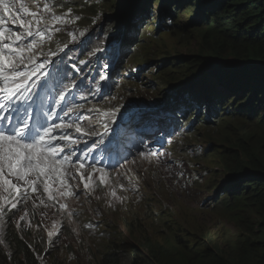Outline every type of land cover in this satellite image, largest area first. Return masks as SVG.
<instances>
[{
    "label": "rangeland",
    "instance_id": "rangeland-1",
    "mask_svg": "<svg viewBox=\"0 0 264 264\" xmlns=\"http://www.w3.org/2000/svg\"><path fill=\"white\" fill-rule=\"evenodd\" d=\"M120 1L129 4V0H65L63 7L57 10L63 12L73 7V14L80 17L75 24L87 30L88 38L95 37L103 48L111 51L118 41H126L128 33H136L137 24L143 20L144 25L138 30V35L133 36L135 42L131 47L134 51L123 54L132 55L131 65L142 70L138 82L121 91L122 105L130 98L148 102L162 99L175 82L191 80L193 71L198 79L184 92L194 90V94H202L200 87H196L204 65L200 62L194 69L191 59L205 54L213 57L217 51L227 56L231 43L224 42L211 30L209 17L192 24L191 19L198 11L196 2L192 0L180 9L171 3L169 13L163 14L164 0L161 3L159 0H135L127 8L131 21L124 27L127 5L119 14ZM170 13L172 18H168ZM75 24L71 31H80ZM115 28L118 30L114 31ZM112 32L117 37L115 41L102 35L108 37ZM68 39L66 33L57 34L52 46ZM184 92L173 97L168 106L173 107V101L177 100V106L189 107V117H198L193 103L181 97ZM201 100L197 104L203 110L196 131L184 142L186 149L183 144H178L175 154L170 153L167 160L175 161L171 167L169 162L157 167L153 161H139L123 169L122 172L131 169L126 176L111 175L110 185L96 188L93 199L84 206L79 201L70 204L99 225V235L83 230L79 221L81 212H77L76 219L69 220L51 208L40 206L32 209L31 225L20 228L16 236L34 259L39 264H114L119 258L129 264L133 251L140 253L145 246L148 253L144 258L148 262H152L155 256L156 264H202L207 255L218 256L225 261L240 252L239 242L252 233L249 229L255 230L259 219L241 199H228L216 186L223 185L229 157L236 153L240 157L244 154L236 149L239 145L246 147L249 153L258 152L251 147L253 144L257 146L264 137V119L261 115L249 118L233 113L245 101H229L227 98L226 103L217 106L216 113L211 115L208 99L203 96ZM157 145L149 146L154 151L153 147ZM231 149L237 151L231 153ZM169 152L173 149L164 151L166 154ZM180 173L183 175L179 180ZM128 177H131V183ZM193 179L196 185L190 186ZM184 180L188 181L187 188L180 186ZM121 184L123 189L119 187ZM112 188L118 197L124 198L122 201L109 194ZM86 199L83 195L81 200ZM53 220L60 222V234L52 238L53 244H49L48 232ZM37 225L42 226L37 228ZM15 229L19 231L16 225ZM0 240L4 241V247L6 240L1 231ZM0 249L3 256L0 264H6L11 253L2 248V244ZM18 261L23 264L22 257Z\"/></svg>",
    "mask_w": 264,
    "mask_h": 264
},
{
    "label": "snow or ice",
    "instance_id": "snow-or-ice-1",
    "mask_svg": "<svg viewBox=\"0 0 264 264\" xmlns=\"http://www.w3.org/2000/svg\"><path fill=\"white\" fill-rule=\"evenodd\" d=\"M64 3L0 0V226L9 222L17 228L30 226L31 210L40 206L71 220L78 213L69 200H79L81 195L90 200L97 187L111 183V174L97 166L93 154L99 151L102 158L111 153L122 136H139L138 129L152 126L159 116L125 105H89V96L101 93L100 82L110 79L112 65H103L92 82L86 83L88 77L81 75L79 65L89 60L69 57L68 52L73 44L87 45V30L71 31L80 17L71 7L58 12ZM60 33L69 39L53 47ZM103 52L105 48L97 46L88 57ZM106 95L109 102L117 99ZM138 143L145 149L138 151L141 159L159 162L161 154L144 144L143 137ZM174 163L169 162V167ZM130 171L117 175L126 176ZM128 179L131 183V177ZM109 194L124 199L115 188ZM59 228L60 222L53 220L49 244L59 236Z\"/></svg>",
    "mask_w": 264,
    "mask_h": 264
},
{
    "label": "trees",
    "instance_id": "trees-1",
    "mask_svg": "<svg viewBox=\"0 0 264 264\" xmlns=\"http://www.w3.org/2000/svg\"><path fill=\"white\" fill-rule=\"evenodd\" d=\"M160 3L162 0H159ZM192 0H164V13L168 12L171 3L178 9ZM197 15L192 24L201 22L209 17L211 30L224 39V42L231 43L230 54L225 56L222 52H215L213 57L209 54L198 55L191 59L193 68H197L201 62L204 67L200 74V82L196 87L202 90V94H194L189 90L185 96L189 102H202L205 96L207 103L211 105L210 112L215 114L216 107L226 103V99L232 101L238 99L245 101L241 104L235 114L246 115L253 118L261 115L264 119V0H194ZM142 3V2H141ZM163 10V7L162 9ZM169 13V12H168ZM172 18V14L169 15ZM131 21L129 12L125 14L124 27ZM158 22V20H155ZM143 23V20L141 19ZM162 22V21H161ZM118 29L115 28L114 31ZM113 31V32H114ZM228 57V58H225ZM232 58V60H228ZM232 62L233 64H226ZM238 63V64H236ZM192 69V70H194ZM195 71L192 76L195 77ZM192 78V82L195 81ZM208 81V84H207ZM222 101H221V100ZM251 148L258 150L251 151L243 145L237 150L244 154L229 157L230 162L225 168V179L223 185L216 186L219 191L228 199H241L244 204L255 213L259 222L255 230L249 229L252 233L239 242L240 252L232 258L215 257L207 255L205 263L202 264H264V137L257 145ZM231 149L234 153L237 150ZM5 248L10 251L11 257L6 264H20L18 259L22 257L23 264H39L34 257L26 250L18 240L14 227H9ZM142 251H133V257L129 264H156L154 256L152 262L144 258L148 250L143 246ZM0 249V259H2ZM4 259V258H3ZM114 264H125L119 258Z\"/></svg>",
    "mask_w": 264,
    "mask_h": 264
},
{
    "label": "clouds",
    "instance_id": "clouds-1",
    "mask_svg": "<svg viewBox=\"0 0 264 264\" xmlns=\"http://www.w3.org/2000/svg\"><path fill=\"white\" fill-rule=\"evenodd\" d=\"M134 1L135 0H129V4H131ZM129 4L126 7L125 14L127 12V8L129 6ZM86 6H83V7H86ZM189 7H194V6H189ZM72 11H73V9H72ZM168 18H170V17H168ZM168 20L169 19H167L166 21H168ZM75 25H78V27L81 30L85 29L80 24H75ZM143 25H144V23H142L140 20L136 26V33H131V32L128 33V38H126L125 42L120 40L116 43V46L112 47L113 50L119 49L121 51V52H117L116 54H114V52H112L111 50L105 49V52L97 53L96 56H92L89 59L88 52L90 50L96 48L97 46L102 47L100 42H98V40L95 37L88 38V43H91V44H87L86 46H81L78 44H73L70 46L71 50L68 52L69 57L70 56L74 57L77 60H80V59L89 60L88 64L79 65V67L82 69L81 75L88 77V79L86 81V83H88V84H90L92 82L93 77H96L102 71V66L105 64H108V63H106V60L107 61L112 60L109 63L112 65V67L110 69H108V72L110 74V79L107 82H100L102 85L101 93L95 95L94 97L89 96V100H88L89 105L97 104L98 106L103 107V108H110V107H113L116 105H122L121 91L124 88H126V86L138 82L140 75H141L142 68L131 65L132 55L124 56L123 54H127L128 52L130 54H132L131 52L134 51V47H131V44H133L135 42V39L133 36L138 35V30H139L138 28L141 29V27ZM102 35L104 36L105 39H108L109 37L113 41H115L117 39V37L113 36V32L110 33L108 35V37L104 34H102ZM60 41H62V40H60ZM62 44L63 43L60 42L61 46H62ZM111 55L115 59L109 58V56H111ZM71 62L72 61L70 60L69 63H71ZM226 64L232 65L233 63L227 62ZM236 64H238V63H236ZM91 65H93L95 67L94 70H91L89 68ZM192 78H195L196 80L198 79V77L196 75H195V77L192 76ZM192 78H191V80H189L188 82H184L183 84L188 85L190 87L193 83L196 82V80L192 82ZM199 80H200V77H199ZM175 83H179V82H175ZM108 93H110L112 96L117 97V99L111 100V102H109L107 95H106ZM184 93H186V92H184ZM182 95H181V97H183V98H185V100H187L186 97L182 96ZM167 96L168 95L166 94V96H164V98L157 99V101L154 100L157 103L156 102L151 103L154 101L148 102L145 100H138L136 98L127 99L125 101V103H123V105L127 106L128 108L144 110V112L148 115H151L153 113H158L159 116L157 119L153 120L152 126L138 129L139 136H132V135L131 136H129V135L122 136L120 139V143H119L118 147L113 149V151L111 153L102 154V158H101V153H99V151L94 153L93 155L96 157V164L98 167L105 168L109 171V173L111 175L118 176L117 173H121L123 171V169L125 168V167H122V165H126V167H127L129 165L134 164V163H128V161L134 160L135 163H137L139 161H147L146 159H141L138 155V151H144L145 150L143 145L138 143V139L140 137L144 138V144H147V145L155 144L154 143L155 138L153 137V135H155L156 138L158 139V142H157L158 145L156 147H153V150H154V152H157V150H160L161 148H163V150L161 152H159L161 154L159 162H157L156 158H152L151 160H148V161L155 162L156 163L155 166H157V167H161L160 166L161 164H165L166 162H170L169 160H167V158L169 157L170 153L175 154L174 150L176 149V146L178 144H183L184 149H186V145L184 144V142L187 140V138H189L190 136H192L195 133L196 128H197V121H199L200 112L203 110V107L200 104H197L196 102H192L193 105L195 106L194 110L199 115H198V117H196V116L189 117V114H188L189 113V107L187 105L177 106L178 101L175 100V101H173L174 102L173 107L168 106L170 104V102L173 100L172 99L173 97L169 98ZM80 103H84V101H80ZM146 103H148V104H146ZM163 104H165V105L160 107V105H163ZM210 107L211 106H209V108ZM210 114L212 115L211 112H210ZM181 126H184V128L181 129ZM158 127L160 128L161 133L156 132ZM176 133H177V135H176ZM181 134H182V136H184V138H180L178 136ZM160 146H161V148H160ZM80 147L83 148L84 145L81 144ZM166 149H173V152H169L168 154H166V153H164V151ZM88 162L91 163L92 161L89 160ZM181 177H182V175L179 177V180L181 179ZM187 185H188L187 180L180 182V186H184L187 188ZM189 185L190 186L196 185L195 179H193L191 182H189ZM92 194H94V192ZM82 197H83V195L80 196L79 200H69L68 202H69V204H71L73 202L79 201L80 204H83L82 206H84L88 201L92 200L94 196L92 195L91 199L90 200L86 199V201H82L81 200ZM70 207L75 209L76 212L82 213V217L80 218L79 221L82 224L83 230L86 233L91 234V235H95V236L99 235L100 229H99V225L96 222H93L90 219L84 217L82 210H80L78 208H74L72 206H70ZM18 214H22V211ZM73 218L76 219L75 216ZM13 220H14V217H13ZM9 227L15 228V223L9 222V223H4L2 226H0V231L4 233V240H6V241H7L6 237L9 234V232H6V230ZM90 227H92V230H88ZM93 227H95V228L93 229ZM20 230H21L20 228H19V231H17L15 229V232H13V233L16 234V232H20ZM2 246H3V244H2Z\"/></svg>",
    "mask_w": 264,
    "mask_h": 264
},
{
    "label": "water",
    "instance_id": "water-1",
    "mask_svg": "<svg viewBox=\"0 0 264 264\" xmlns=\"http://www.w3.org/2000/svg\"><path fill=\"white\" fill-rule=\"evenodd\" d=\"M126 5H127V3L126 2H123V1H120L118 3V13L119 14H121L124 11ZM188 88H189V86L188 85H185L183 83H180V82L179 83H175V84H173V86H170L169 89L166 91L167 92V95H168L167 97H169V98L174 97V96L182 93L183 91L187 90ZM156 101L151 102V103H155ZM146 104H148V103H146ZM164 105L165 104L160 105V107H162Z\"/></svg>",
    "mask_w": 264,
    "mask_h": 264
},
{
    "label": "bare ground",
    "instance_id": "bare-ground-1",
    "mask_svg": "<svg viewBox=\"0 0 264 264\" xmlns=\"http://www.w3.org/2000/svg\"><path fill=\"white\" fill-rule=\"evenodd\" d=\"M138 29H140V28H138ZM138 29H137V30H138ZM107 40H108V39H107ZM109 58H114V57L111 55V56H109ZM114 59H115V58H114ZM145 59H146V58H145ZM146 60H147V59H146ZM111 61H112V60H109V61L106 60V63L109 64ZM234 101H235V100H234ZM189 103H190V102H189ZM191 103H192V102H191ZM181 129H183V126H181ZM156 132H157V133H159V132L161 133V130H160L159 127H158V129H157ZM176 135H177V133H176ZM129 136H131V135L129 134ZM178 136H179L180 138H181V137H184V136H180V135H178ZM153 137L155 138V142H154V143H157V142H158V139L156 138L155 135H153ZM160 148H161V146H160ZM197 152H198V151H197ZM200 155H201V152H200ZM197 157H198V156H197ZM200 157H201V156H200ZM201 158H202V157H201ZM199 162H200V161H199ZM79 206H80V205H79ZM79 206H78V207H79Z\"/></svg>",
    "mask_w": 264,
    "mask_h": 264
}]
</instances>
